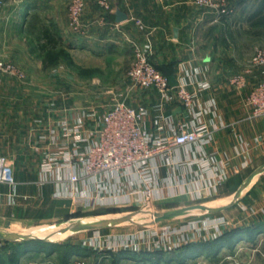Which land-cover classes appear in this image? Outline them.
I'll return each instance as SVG.
<instances>
[{
    "label": "crops",
    "instance_id": "crops-1",
    "mask_svg": "<svg viewBox=\"0 0 264 264\" xmlns=\"http://www.w3.org/2000/svg\"><path fill=\"white\" fill-rule=\"evenodd\" d=\"M70 2L20 0L12 10L0 12V58L17 59L13 48L20 42L25 59L15 62L26 71V82L24 78H0L5 82L0 86V155L13 161L14 168V184L0 182V226L19 232L30 225L70 220L79 209L72 199L55 197L58 188L54 183L40 182V155L32 149L39 127L53 119L43 108L40 83L36 84L43 71L42 60L40 55L35 57L26 34L29 14L34 11L47 16V23H53L69 48L109 60L120 55L134 57L135 47H148L152 63L171 86L188 83L196 97L197 112L202 113L199 121L212 132V140L185 147L178 155L212 158L213 167L225 171L227 177L216 193L204 199L228 201L242 193L236 205L241 210L240 220L248 226L259 218L264 222V172L254 178L264 167V116L253 117L244 103L263 79L262 68H252L242 91L229 84L232 76L250 68L258 46L264 45L251 39L254 34L263 35L264 27L249 22L264 15V0H228L234 13L218 21L193 0H86L79 31L70 26ZM31 60L32 70L27 62ZM125 78L126 84L114 88L123 91L129 86L127 75ZM202 84L208 86L199 87ZM160 100L155 90L134 88L126 102L154 109ZM162 113L176 122L187 121L178 101L167 103ZM257 233L264 235V226Z\"/></svg>",
    "mask_w": 264,
    "mask_h": 264
},
{
    "label": "built area",
    "instance_id": "built-area-1",
    "mask_svg": "<svg viewBox=\"0 0 264 264\" xmlns=\"http://www.w3.org/2000/svg\"><path fill=\"white\" fill-rule=\"evenodd\" d=\"M193 3L212 13L215 21L234 13L228 0ZM85 5L86 0H71L69 22L76 31L81 29ZM134 56L127 72L129 86L123 91L112 88L104 92L112 98L107 109L101 112L99 105H93L80 115L67 110L61 119L53 115L49 133L39 136L33 149L40 155V182L54 183L58 188L56 198H70L83 209L148 204L152 221L158 212L153 203L183 196L199 201L215 194L227 176L223 169L213 167L212 158L178 155L185 147L212 140V132L199 121L202 113L197 112L196 97L188 83L171 86L167 76L152 63L148 47H135ZM253 67H261L264 75V48L256 51L250 68L232 76L229 84L244 90L246 75ZM9 75L24 78L16 66L0 60V77ZM134 88L155 90L160 103L154 109L128 104L126 99ZM172 101L183 105L187 121L176 122L171 115L162 113ZM244 103L253 117L264 116V77ZM50 111V115L57 112ZM0 182L14 184L13 162L4 155H0ZM162 245V241L154 244L157 249Z\"/></svg>",
    "mask_w": 264,
    "mask_h": 264
},
{
    "label": "rangeland",
    "instance_id": "rangeland-1",
    "mask_svg": "<svg viewBox=\"0 0 264 264\" xmlns=\"http://www.w3.org/2000/svg\"><path fill=\"white\" fill-rule=\"evenodd\" d=\"M19 3L20 0H0V12L5 8L12 10ZM29 17V28L26 34L31 40L30 46L37 58L40 55L38 45L41 29L43 25L47 24V16L39 11H34L29 14ZM251 37L256 43L260 41L264 44V34L259 36L254 34ZM18 43L20 46V42ZM19 46L13 48V57L17 58L15 60H24V54ZM258 47L261 49L264 48V45ZM65 49L69 53V58L60 60L48 69H43L40 79L36 81L37 85L40 83L43 108L48 109V112H51L50 110L57 111L54 114L51 113V117L54 115L55 119H61L66 110L67 113L80 115L84 109L93 105H99L101 112L104 111L112 104V98L105 95L104 92L127 83L125 76L131 68L135 56L120 55L103 60L87 55L80 48L67 47ZM0 60L4 59L0 58ZM15 60L6 58L4 61L12 63L24 73V82H26V71ZM27 62L32 70L33 61ZM79 69H97L98 72L92 75H83ZM8 77L20 81L16 76L9 75ZM3 82L0 81V86ZM48 126L49 124L39 127V136L49 133L50 127ZM33 151L37 153L34 149ZM215 200L209 198L192 201L180 197V199L155 202L153 206L156 211H169L196 204L223 206L232 199L228 201L217 199L214 202ZM236 205L233 206V212L224 210L164 222L151 221L152 208L148 204L105 206L96 209L79 208L73 213L70 220L30 225L27 227L28 229L25 228L19 232H15L11 227L5 230L3 226H0V231L10 233H35L53 238L64 237L55 243L43 241L32 244V250L21 255H16L14 242L0 241V259H4L6 264H264V238L259 240L264 237L262 233H256L251 241L248 239L237 240L235 243L219 249L216 254L214 253L216 239L234 229L248 227L240 220L241 210ZM124 218L136 220L117 225L104 224L105 221ZM259 219L261 221V218ZM156 241H162L164 245L157 249L154 246ZM205 242H211V244L202 248L201 255L191 256L190 259L180 255L181 249L186 245ZM125 245L128 248H123ZM119 247H122L121 250H117ZM69 250H73L70 255L68 254ZM119 251L137 254L134 259H131V256L118 259L113 256V253ZM141 252L164 253L160 260H150L149 258L143 260L144 258L138 255ZM1 260L0 264H2ZM188 260L193 262L189 263Z\"/></svg>",
    "mask_w": 264,
    "mask_h": 264
},
{
    "label": "trees",
    "instance_id": "trees-1",
    "mask_svg": "<svg viewBox=\"0 0 264 264\" xmlns=\"http://www.w3.org/2000/svg\"><path fill=\"white\" fill-rule=\"evenodd\" d=\"M252 26H263L264 27V15H256L249 21ZM40 43L38 45V51L42 60L43 69H48L54 65H56L62 59H68L69 53L65 49L67 46L61 35L56 31L52 22H48L46 25L42 26L41 29V37L39 38ZM158 69V68H157ZM80 73L83 75H92L98 72L97 69H79ZM264 226V222L259 221L257 223L251 224L245 229H234L233 231L226 233L224 236L219 237L214 241L215 251L214 253L218 252L219 249L225 248L229 246L228 244L235 243L237 240H243L244 238H251L253 237L254 233L259 232L260 229ZM39 242H43L41 240L35 241H27V242H14L16 245L14 248L16 255H21L23 253H27L31 251L33 246L32 244H36ZM52 243V242H51ZM211 242H205L200 244H190L186 245L183 249H181V256H184L186 259L190 258V256L201 255L202 248L207 247L210 245ZM79 250V249H78ZM73 250H69L68 254L70 255ZM80 253V252H79ZM164 252H155V253H148V252H141L138 254L139 256L143 257V260H150L159 259L163 257ZM173 253V252H172ZM135 254L128 251H119L117 253H113V256L118 259H125L128 256H131V259L135 258ZM153 256V257H152ZM1 260V259H0ZM2 264H6L7 262L4 259L1 260ZM157 263L159 261H156Z\"/></svg>",
    "mask_w": 264,
    "mask_h": 264
},
{
    "label": "water",
    "instance_id": "water-1",
    "mask_svg": "<svg viewBox=\"0 0 264 264\" xmlns=\"http://www.w3.org/2000/svg\"><path fill=\"white\" fill-rule=\"evenodd\" d=\"M264 172V167L256 172L254 178L258 177L260 174ZM242 193H238L230 202L223 206H209L206 204H196L191 205L179 209L169 210V211H158L152 217V221L154 222H164L169 220H176L185 217H191L197 214H205V213H216L220 211H224L228 208L233 207L234 205L241 202ZM204 212V213H203ZM136 219L132 218H124V219H116L114 221H105L104 224L117 225L122 223H130L135 222ZM48 241V242H57L59 239H52L51 237H40L36 236L32 233H10L6 231H0V241L6 242H27V241Z\"/></svg>",
    "mask_w": 264,
    "mask_h": 264
},
{
    "label": "bare ground",
    "instance_id": "bare-ground-1",
    "mask_svg": "<svg viewBox=\"0 0 264 264\" xmlns=\"http://www.w3.org/2000/svg\"><path fill=\"white\" fill-rule=\"evenodd\" d=\"M32 234H34V235H36V236H40V237H46V236H44V235H38V234H35V233H32ZM51 238H52V239H60V240H61V239H63L64 237H63V238H53V237H51ZM190 257H191V256H190ZM188 259H190V258H188ZM188 261H189V263H191L192 260H188ZM188 261H187V262H188ZM192 262H193V261H192Z\"/></svg>",
    "mask_w": 264,
    "mask_h": 264
}]
</instances>
